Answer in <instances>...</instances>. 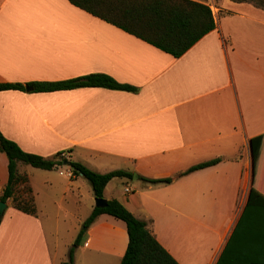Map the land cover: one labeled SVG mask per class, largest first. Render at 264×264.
Wrapping results in <instances>:
<instances>
[{
    "label": "crops",
    "instance_id": "1",
    "mask_svg": "<svg viewBox=\"0 0 264 264\" xmlns=\"http://www.w3.org/2000/svg\"><path fill=\"white\" fill-rule=\"evenodd\" d=\"M216 3V28L175 58L69 0H0V83L26 86L0 92V132L45 159L60 153L98 173L135 174L111 180L104 197L146 221L179 264H264V140H257L264 137V10ZM92 74L136 91L29 86ZM254 148L263 155L256 173ZM18 170L28 178L36 214L6 202L0 264L68 261L95 206L88 204L66 240L62 218L44 212L51 210L46 200L62 209L76 193L80 206L82 177L65 174L68 166L19 163ZM7 183L8 158L0 152V201ZM88 193L94 202L92 188ZM85 235L74 264L80 253L103 254L97 264H121L129 241L123 221L100 215Z\"/></svg>",
    "mask_w": 264,
    "mask_h": 264
},
{
    "label": "trees",
    "instance_id": "2",
    "mask_svg": "<svg viewBox=\"0 0 264 264\" xmlns=\"http://www.w3.org/2000/svg\"><path fill=\"white\" fill-rule=\"evenodd\" d=\"M74 6L116 26L127 33L155 46L175 58L184 55L197 41L216 28L209 6L192 0H69ZM250 3L264 10V0H232ZM36 92L70 90L78 87H102L112 90L136 91L134 87L122 85L104 74H92L82 78L57 83L30 84ZM22 84L0 83V92L6 90L25 91ZM257 140L263 141L264 137ZM254 143V141H253ZM0 152L8 158V183L1 197L2 202H12V206L27 214H36L32 189L28 178L18 170V164L34 168L52 170L58 166H68L74 177H83L90 184L94 198L103 199L106 186L114 178L132 179L133 174L126 171L98 173L84 164L62 158L54 159L26 153L15 142L5 138L0 132ZM254 165L257 166L263 155L253 149ZM210 161L192 167L183 175L217 164ZM150 184H169L172 179L149 180ZM103 214L112 216L126 224L128 246L121 264H179L158 242L146 221L138 219L118 200H109L104 208L95 207L84 222L75 244L70 250L69 260L62 264H74L75 249L86 239L87 229ZM2 216H0V224Z\"/></svg>",
    "mask_w": 264,
    "mask_h": 264
},
{
    "label": "rangeland",
    "instance_id": "3",
    "mask_svg": "<svg viewBox=\"0 0 264 264\" xmlns=\"http://www.w3.org/2000/svg\"><path fill=\"white\" fill-rule=\"evenodd\" d=\"M215 3L214 4H217L216 2H218V0H214ZM62 179H65L67 180L68 178L64 177ZM84 185L86 186H80L81 188V201H82V204L80 206H76L74 205L73 203V199L75 197H78V193H76L77 195L74 197V196H68L67 198V201L64 202V203H61L60 205L63 207L62 209H58L57 206H54L50 203H48L46 200V203H47V207H49L51 210H49L48 212H44V215L45 214H48V215H55V214H58L61 218H62V225L60 227V232L62 233L63 237H64V240L67 239V236H68V233L69 231L71 230V226H77V218L79 219H82L84 218V216H86L88 214V211H87V208H88V204L90 202H92L95 206V200L94 202L90 200V195L88 193V188L91 190V186L90 184L88 183L87 180H85L83 177L81 178ZM69 181L70 183H72L73 185H76V181L73 180H67ZM123 181H126L128 183H130L127 179L126 180H123ZM122 189V187H120ZM74 190L77 192V189L74 188ZM74 197V198H73ZM79 199V197H78ZM84 223H82L79 227H78V230H81V229H84L85 227L83 226ZM48 226V223L46 221V227ZM48 229V228H47ZM70 237V235H69ZM79 255V254H78ZM80 255H83L80 259V261L78 260L77 261V264H97L98 261L104 256L103 254H100L98 253V257H96L95 255H91V257L89 255H87L86 253H80ZM69 260V259H68ZM79 262V263H78Z\"/></svg>",
    "mask_w": 264,
    "mask_h": 264
},
{
    "label": "water",
    "instance_id": "4",
    "mask_svg": "<svg viewBox=\"0 0 264 264\" xmlns=\"http://www.w3.org/2000/svg\"><path fill=\"white\" fill-rule=\"evenodd\" d=\"M28 90H31V88H28ZM133 179L134 180L137 179V176L135 174L133 175ZM107 204H108V200H106L105 198H103V199L96 198L95 199V207L104 208L107 206ZM6 207H7L6 203L0 201V216L4 215Z\"/></svg>",
    "mask_w": 264,
    "mask_h": 264
},
{
    "label": "built area",
    "instance_id": "5",
    "mask_svg": "<svg viewBox=\"0 0 264 264\" xmlns=\"http://www.w3.org/2000/svg\"><path fill=\"white\" fill-rule=\"evenodd\" d=\"M209 7L211 8L212 12L215 14L216 12V7L214 4H210ZM63 158V157H62ZM61 174H63V172H61ZM65 174H67L69 177H73V172L72 170H68ZM126 193L130 192V189L126 188Z\"/></svg>",
    "mask_w": 264,
    "mask_h": 264
}]
</instances>
